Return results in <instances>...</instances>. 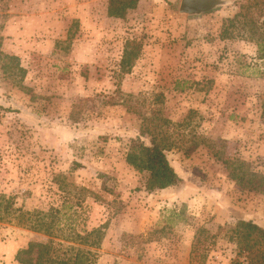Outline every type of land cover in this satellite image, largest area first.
Wrapping results in <instances>:
<instances>
[{
  "label": "rangeland",
  "instance_id": "374dc122",
  "mask_svg": "<svg viewBox=\"0 0 264 264\" xmlns=\"http://www.w3.org/2000/svg\"><path fill=\"white\" fill-rule=\"evenodd\" d=\"M238 1L184 16L180 0H139L117 17L108 0H0V50L26 70L0 59V264L30 240L78 246L28 215L99 229L95 264H247L230 236L264 228V192L238 180L264 177V48L254 28L219 37ZM152 139L180 180L148 191L126 154Z\"/></svg>",
  "mask_w": 264,
  "mask_h": 264
},
{
  "label": "trees",
  "instance_id": "16d2710c",
  "mask_svg": "<svg viewBox=\"0 0 264 264\" xmlns=\"http://www.w3.org/2000/svg\"><path fill=\"white\" fill-rule=\"evenodd\" d=\"M139 0H108V14L123 17L127 9L135 8ZM238 10L231 17L223 21L219 33L221 39L233 38L236 35L235 28H254L260 38L259 49L264 48V0H239ZM260 18L262 20L259 22ZM142 49V42L130 39L126 40L122 57L121 68L129 72L135 64ZM0 59H3L1 68L11 74L19 73L21 77L25 74V68L21 66L19 57L10 55L0 50ZM264 116V103L262 109ZM126 162L139 171L146 173L144 188L148 191L164 189L174 186L180 180L178 174L169 163L163 147L154 139L150 145L139 144L137 151L126 154ZM240 184L251 190L264 192V177L257 174H242L238 177ZM48 216H29L25 220H31L29 227L36 232L44 233L53 237H65L68 242H78V246L57 243L59 247H52L47 243L30 240L25 247L19 248L14 259L19 264H95L97 249L100 244L99 229L83 231V233H63V227L57 222V227L53 226V218ZM65 224V223H64ZM202 232L198 233L193 243L191 254L195 258H201L205 254L207 247L201 239ZM230 239L237 244L238 256H243V263L264 264V228L255 222L240 220L233 229ZM94 248V249H92ZM206 255V254H205ZM203 257V256H202Z\"/></svg>",
  "mask_w": 264,
  "mask_h": 264
},
{
  "label": "water",
  "instance_id": "95a60500",
  "mask_svg": "<svg viewBox=\"0 0 264 264\" xmlns=\"http://www.w3.org/2000/svg\"><path fill=\"white\" fill-rule=\"evenodd\" d=\"M234 0H180L178 13L184 16H200L204 13L228 6Z\"/></svg>",
  "mask_w": 264,
  "mask_h": 264
}]
</instances>
